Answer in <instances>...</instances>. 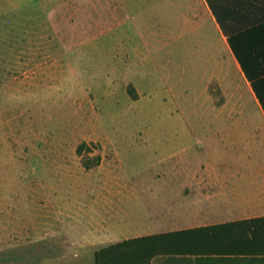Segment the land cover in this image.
Listing matches in <instances>:
<instances>
[{
  "label": "rangeland",
  "instance_id": "obj_1",
  "mask_svg": "<svg viewBox=\"0 0 264 264\" xmlns=\"http://www.w3.org/2000/svg\"><path fill=\"white\" fill-rule=\"evenodd\" d=\"M182 1L0 0V259L53 248L0 264H81L93 230L188 213L187 169L264 141L248 83Z\"/></svg>",
  "mask_w": 264,
  "mask_h": 264
},
{
  "label": "crops",
  "instance_id": "obj_2",
  "mask_svg": "<svg viewBox=\"0 0 264 264\" xmlns=\"http://www.w3.org/2000/svg\"><path fill=\"white\" fill-rule=\"evenodd\" d=\"M197 4L205 15L206 20L202 21L215 30L226 56L245 78L264 115V0H184L181 3L185 13H192ZM259 135L250 154L244 143L240 140L236 143L240 157L237 164H221L213 158L205 166L186 170L194 175L195 182L189 190L181 186L178 193L189 202L188 213H177L175 208L176 213L171 217L153 218L143 209V215L128 214L123 227L93 230L90 238L96 240V245L92 255L81 264H206L203 260L196 261L202 252L222 254L220 264H245V255L238 250L243 248L239 239L243 232L232 223L264 215V141ZM224 139L219 147L228 152L232 144L225 143L230 138ZM246 158L249 163L244 161ZM221 223L224 225L211 232L177 234L180 230ZM127 229L135 232L111 239ZM173 231L162 237H147ZM124 240L128 242L109 247ZM100 249L103 250L97 261L95 252Z\"/></svg>",
  "mask_w": 264,
  "mask_h": 264
},
{
  "label": "trees",
  "instance_id": "obj_3",
  "mask_svg": "<svg viewBox=\"0 0 264 264\" xmlns=\"http://www.w3.org/2000/svg\"><path fill=\"white\" fill-rule=\"evenodd\" d=\"M232 224H236V228H238L240 231L243 232V235L239 236L240 244L243 248L238 249V250H240L245 255V264H264V215L238 220V221L233 222ZM222 225H224V223L213 225V226H203V227H198V228H193V229H184V230L177 231V234H186V232H191V231H198V232L210 231L211 232L214 228L222 226ZM173 233L174 231L154 234V235L147 236V237H162L166 234H173ZM199 239L204 240L206 239V237H199ZM125 242H128V240H124L121 243H117L109 247L116 246V245H119ZM40 244L42 245V248H39ZM40 244L35 242V243H32L28 247L26 251L32 252L31 256L29 255L28 257H26L24 254H21L22 256L15 254V253H18L19 251L14 250L7 256H4V258L0 259V261L8 262L11 260L26 259L27 262L35 263V262L40 261L44 257L51 256L52 253L50 252H52V249H53L51 245L46 244V243H40ZM103 249H100L95 252L97 261H98L99 254ZM21 252H23V250ZM198 255L200 256H197L196 261L203 260L202 262H206V264H220L219 260H222V254L220 253L218 254L215 252H212V253L202 252L201 254H198Z\"/></svg>",
  "mask_w": 264,
  "mask_h": 264
}]
</instances>
